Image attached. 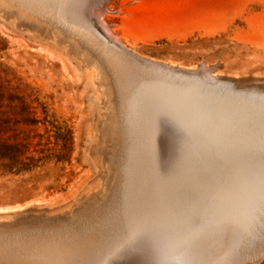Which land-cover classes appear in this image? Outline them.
<instances>
[{
	"label": "rangeland",
	"instance_id": "1",
	"mask_svg": "<svg viewBox=\"0 0 264 264\" xmlns=\"http://www.w3.org/2000/svg\"><path fill=\"white\" fill-rule=\"evenodd\" d=\"M28 2L31 10L45 18L61 10L69 17L76 12L71 17L80 14L78 22L70 18L72 22L91 28L109 44L124 45L155 60V73L166 92L140 89L135 99L125 101L119 118L121 132L112 148L104 136L108 103L98 69L46 30L20 25L13 14L0 12V224L32 218L73 223L78 220L76 210L89 201L103 203L109 196L101 213L87 217L69 233L29 243L44 248L50 243L48 250L64 253L80 251L94 264H239L261 249L258 186L264 133V0ZM205 65L214 74L218 70L219 78L209 74ZM184 81H189L188 86H183ZM249 93L250 98L242 96ZM236 183L239 189L233 188ZM196 217L199 224L194 223ZM3 236L0 264H41L29 254L26 239ZM56 240L65 245L59 248ZM136 255L143 257L137 261ZM257 264H264V259Z\"/></svg>",
	"mask_w": 264,
	"mask_h": 264
},
{
	"label": "bare ground",
	"instance_id": "2",
	"mask_svg": "<svg viewBox=\"0 0 264 264\" xmlns=\"http://www.w3.org/2000/svg\"><path fill=\"white\" fill-rule=\"evenodd\" d=\"M29 0H0V12H2V14L4 16H11L12 14L14 15V17H16L17 19V22H19L20 25H23V26H26L28 28H32V29H38L39 31L40 30H46V32H49L52 36H54L55 40L58 42V43H61V42H64L67 44V46L69 47L70 50H72L75 54H80L87 63L89 64H93L99 71V76H100V83L101 85L103 86L104 88V93L106 95V101L108 103V107H107V121H106V125L104 127V136H105V139L106 141L109 143V146L110 147H114L115 143L117 142L118 140V135L120 134L119 132L120 131V126L122 125L121 121L119 118H121L122 114L120 115L121 112H124V106H125V101H129L131 99H135V97H137V95L141 92V90H144V89H147V90H152V91H157V90H161L162 92H166V89L159 83L158 81V78H157V74L155 73V70L158 68L156 65L158 64V62H156L155 60H152V59H149V58H145L144 56H140L138 54H136L130 47V49H126L124 47V45H122V48H118L112 44H109L101 35H99L97 32H95L94 30H92L91 28H88L87 26H83V25H79V24H76L74 23V21L76 20V17H74V19L71 17L73 14H75L76 12H73L72 15H70V17L64 12L62 13V10L59 12H54V15H50L51 18H45L43 16V14L41 15L40 11L39 12H34L33 10H31V6L28 2ZM48 1V0H47ZM60 1V0H59ZM105 1V0H104ZM83 2V1H82ZM34 4V3H33ZM108 4V3H107ZM32 5V4H31ZM50 5V4H49ZM68 5V4H67ZM90 5V4H89ZM104 5V4H103ZM43 6V5H41ZM46 6V5H45ZM45 6H43V8H46ZM88 6V5H87ZM42 8V9H43ZM77 9V8H76ZM104 9V8H103ZM107 9V8H106ZM57 11V10H56ZM89 11V10H87ZM67 12V10H66ZM79 12V11H78ZM43 13V12H42ZM48 14V13H47ZM78 14V13H76ZM106 14V13H105ZM75 16V15H74ZM80 17V14L79 16ZM84 17V16H83ZM98 17V16H96ZM74 20L73 22L70 20ZM82 18V17H81ZM100 18V17H99ZM104 18L105 15H104ZM102 20V19H101ZM100 20V21H101ZM77 21V20H76ZM75 21V22H76ZM82 21V20H81ZM78 22V21H77ZM83 22V21H82ZM81 22V23H82ZM102 22V21H101ZM104 22V21H103ZM102 22V23H103ZM83 24V23H82ZM105 24V23H104ZM108 24V23H107ZM99 25V24H98ZM109 25V24H108ZM110 26V25H109ZM101 27V26H100ZM99 27V28H100ZM107 27V25H106ZM112 27V25H111ZM104 28V27H103ZM110 32V31H109ZM108 32V33H109ZM111 34H112V31H111ZM113 35V34H112ZM115 37V35H113ZM113 39V37H112ZM120 39V38H119ZM113 42V41H112ZM123 43V42H122ZM125 44V43H124ZM160 64V63H159ZM165 64V63H164ZM171 65V64H170ZM169 66V65H168ZM173 66V65H172ZM166 67V66H165ZM204 67H206V70L208 71L209 70V74H212L214 77H218L219 78V73L218 70H216V74L213 73L212 70L207 69V66L205 65ZM171 68V67H170ZM176 68V72L177 73V66L175 67ZM174 68V69H175ZM182 68V67H181ZM172 69V68H171ZM173 69V70H174ZM179 69V67H178ZM187 69V68H186ZM194 69V68H193ZM196 69V68H195ZM194 69V70H195ZM179 70H182V69H179ZM189 70V69H187ZM181 72V71H180ZM185 72V67H184V71ZM196 72H197V69H196ZM199 73V72H198ZM219 74V75H218ZM197 75V74H196ZM179 76V75H178ZM177 76V77H178ZM185 76V75H184ZM182 77V76H181ZM179 77V78H181ZM194 77V76H193ZM192 77V78H193ZM197 77V76H196ZM211 77V76H210ZM186 78V77H184ZM188 78V77H187ZM190 78V77H189ZM195 79V77L193 78ZM216 79V78H215ZM214 79V81H216ZM190 81V80H189ZM188 81V83H189ZM211 81V80H210ZM213 81V82H214ZM185 83H182L183 86L185 84V86H188V83H186V81H184ZM187 84V85H186ZM192 84V83H191ZM189 84L190 86H193V84L191 85ZM203 84V83H201ZM208 84V83H207ZM179 85V84H178ZM228 85V84H227ZM195 86V85H194ZM202 86V85H201ZM206 86V85H205ZM229 86V85H228ZM197 87V84L196 86ZM204 88V87H203ZM206 88V87H205ZM141 89V90H140ZM199 89V87H198ZM225 92V91H224ZM239 92V91H238ZM257 92V91H255ZM153 93V92H152ZM190 93V92H189ZM233 93V92H232ZM146 94V93H145ZM158 94V93H157ZM240 94V93H239ZM251 94H254V93H251ZM258 93H256L257 95ZM245 96V97H249L250 98V93L249 94H242V96ZM255 95V94H254ZM135 96V97H134ZM216 96V94H215ZM220 96V94H219ZM241 96V94H240ZM259 96V95H257ZM203 97V96H202ZM253 97V96H252ZM255 97V96H254ZM260 97V96H259ZM236 99V98H235ZM252 99V98H251ZM250 99V100H251ZM142 100V99H141ZM157 100V99H156ZM240 100V99H239ZM261 100V99H260ZM244 101V100H243ZM206 102V101H205ZM204 102V104H205ZM131 103V102H130ZM201 103V102H200ZM259 103V101H258ZM229 104V103H228ZM185 106V103L183 104ZM181 105V107L183 106ZM210 105V104H209ZM226 105V104H225ZM241 105V104H239ZM183 106L182 110L184 109L185 110V107ZM202 106V105H201ZM227 106V105H226ZM261 106V105H260ZM146 107V106H145ZM205 107V106H204ZM224 107V106H223ZM229 107V106H228ZM226 111H229L230 109H228ZM147 108V107H146ZM222 108V107H220ZM226 108H224L223 110H225ZM128 109V108H127ZM130 109V108H129ZM143 109V108H141ZM214 109V108H213ZM216 109V108H215ZM249 109V108H248ZM264 109V108H263ZM206 110V109H205ZM204 110V111H205ZM209 110V109H208ZM218 110V109H217ZM216 110V111H217ZM231 110H234V109H231ZM139 111V110H138ZM199 111V110H198ZM202 111V110H201ZM214 111V110H213ZM221 111V110H219ZM238 111V110H237ZM244 111V109L242 110ZM246 111V110H245ZM196 112V111H195ZM210 112V111H209ZM222 112V111H221ZM225 112V111H224ZM223 112V113H224ZM231 112V111H230ZM233 112H236L235 110ZM231 112V113H233ZM130 113V112H129ZM139 113V112H138ZM141 113V112H140ZM201 113V112H200ZM206 113V112H205ZM212 113V112H211ZM217 113V112H216ZM220 113V112H219ZM218 113V114H219ZM223 113L221 114L220 113V116L223 115ZM226 113V112H225ZM229 113V112H228ZM238 113V112H236ZM204 114V113H203ZM215 114V112H214ZM240 113H238L239 115ZM243 114V112L241 113ZM261 114V113H260ZM142 115V114H141ZM140 115V116H141ZM206 115V114H205ZM217 115V114H216ZM235 115V113H234ZM237 115V114H236ZM132 116V115H131ZM210 116V115H209ZM242 116V115H241ZM240 116V117H241ZM128 117V116H127ZM130 117V116H129ZM236 117V116H235ZM248 117V116H247ZM256 117V116H255ZM126 118V117H124ZM217 118V117H216ZM225 118V117H224ZM231 118V117H230ZM123 119V118H122ZM121 119V120H122ZM159 119V118H158ZM229 119V118H228ZM242 119V118H241ZM253 119V118H252ZM145 120V119H144ZM226 120V119H225ZM129 121V119H128ZM242 121V120H241ZM130 122V121H129ZM135 122V121H134ZM145 122V121H144ZM143 122V123H144ZM148 122V121H147ZM211 122V121H210ZM222 122V121H221ZM239 122V121H238ZM124 123V122H123ZM136 123V122H135ZM186 123V122H185ZM218 123V122H217ZM216 123V124H217ZM254 123V122H253ZM219 124V123H218ZM217 124V125H218ZM135 125V124H134ZM185 125V124H184ZM190 125V124H189ZM211 125V124H210ZM220 125V124H219ZM222 125V124H221ZM188 126V125H187ZM134 127V126H133ZM163 127V126H162ZM190 127V126H189ZM222 127V126H221ZM122 128V127H121ZM156 128V127H155ZM164 128V127H163ZM186 128V127H185ZM191 128V127H190ZM210 128V127H209ZM131 129V128H130ZM152 129V128H151ZM169 129V128H168ZM122 130V129H121ZM126 130V129H124ZM153 130V129H152ZM198 130V129H197ZM212 130V129H211ZM129 131V130H128ZM136 131V130H135ZM220 131V130H219ZM199 132V131H198ZM140 133V132H139ZM255 133V132H254ZM127 134V133H126ZM171 134V133H169ZM201 134V133H200ZM250 134V133H249ZM248 134V135H249ZM148 135V134H147ZM161 135V134H160ZM166 135V134H165ZM164 135V136H165ZM123 136V135H122ZM129 136V135H128ZM127 136V137H128ZM247 136V135H246ZM258 136V135H257ZM141 137V136H140ZM149 137V135H148ZM209 137V136H208ZM244 137V136H243ZM251 137V136H250ZM138 138V137H137ZM146 138V137H145ZM246 138V137H245ZM205 139V138H204ZM253 139V138H252ZM167 140V139H166ZM239 140H241V138H239ZM244 140V139H243ZM246 140V139H245ZM245 140L243 142H245ZM258 140V139H257ZM145 141V139H144ZM190 141V140H189ZM250 141V140H249ZM254 141V140H253ZM260 143H261V139H259ZM126 142V141H124ZM213 142V141H212ZM242 142V140H241ZM241 142H238L241 143ZM242 142V143H243ZM247 142H248V138H247ZM256 142V141H255ZM127 143V142H126ZM246 143V142H245ZM253 144H255L254 142H252ZM251 143V144H252ZM258 143V142H257ZM256 143V144H257ZM121 144V143H120ZM128 144V143H127ZM144 144V143H143ZM142 144V145H143ZM153 144H154V140L151 139L150 137V141L148 143L149 145V151L152 152V148H153ZM166 144V143H165ZM215 144V143H214ZM123 145V144H122ZM130 145V144H129ZM134 145V144H133ZM241 145V144H239ZM243 145V144H242ZM241 145V146H242ZM248 145V144H247ZM259 145V144H257ZM262 145V143H261ZM125 146V145H123ZM131 146V145H130ZM135 146V145H134ZM229 146V145H227ZM234 146V144H233ZM245 146V145H244ZM243 146V147H244ZM254 146V145H253ZM165 147V146H164ZM225 147V146H224ZM122 148V147H121ZM126 148H129V147H126ZM133 148V147H132ZM139 148V147H138ZM146 148V147H145ZM238 148V147H237ZM246 148V147H245ZM256 148V147H255ZM262 148V147H261ZM144 150V149H143ZM215 150V149H214ZM243 150V149H242ZM241 150V151H242ZM167 151V150H166ZM222 151V149H221ZM226 151V150H225ZM134 152V151H133ZM227 152V151H226ZM122 153V152H121ZM120 153V154H121ZM128 153V152H127ZM165 153V152H164ZM189 153V152H188ZM232 153V152H231ZM119 154V155H120ZM129 154V153H128ZM159 154V153H158ZM191 151H190V155H191ZM228 154V153H227ZM245 154V153H244ZM139 155V154H138ZM258 155V154H256ZM118 156V155H117ZM140 156V155H139ZM185 156V155H184ZM189 156V154H188ZM200 156V155H199ZM234 156V155H232ZM231 156V158H232ZM239 156V155H238ZM113 156H111L112 158ZM136 157V156H135ZM228 157V156H227ZM243 157V155L241 156ZM245 157V156H244ZM256 157V156H254ZM110 158V157H109ZM116 158V157H115ZM185 158L188 160L190 157H186ZM247 158V156H246ZM253 158V157H252ZM261 158V156H260ZM161 160L163 158H160ZM165 159V158H164ZM163 159V160H164ZM193 159V158H192ZM226 159V158H225ZM230 159V158H229ZM238 159V158H236ZM245 160V158H243ZM242 159V160H243ZM203 160V158L201 159ZM241 160V161H242ZM248 160V159H247ZM245 160V161H247ZM250 160V158H249ZM117 161V160H116ZM115 161V163H116ZM127 161V160H126ZM125 161V163H126ZM193 161V160H192ZM196 161V160H195ZM169 162V161H168ZM194 162V161H193ZM233 162V160H232ZM243 162V161H242ZM165 163V162H164ZM163 163V164H164ZM188 163V161H187ZM196 163V162H195ZM211 163V162H210ZM133 164V162H132ZM156 164V163H155ZM207 164V163H206ZM197 165V164H196ZM195 165V166H196ZM188 166H189V163H188ZM190 166H191V162H190ZM189 166V167H190ZM214 166V165H213ZM132 167V166H131ZM179 167V166H178ZM194 167V166H193ZM203 167V166H201ZM225 167V166H224ZM151 168V167H150ZM159 168V167H158ZM175 168V167H174ZM180 168V167H179ZM191 168V167H190ZM206 168V167H205ZM214 168V167H213ZM212 168V169H213ZM119 169V168H117ZM145 169H146V166H145ZM156 169V168H155ZM154 169V170H155ZM195 169V168H194ZM226 169V168H225ZM246 169L248 170V168L246 167ZM166 170V169H165ZM182 170V169H181ZM112 171V170H111ZM148 171V170H147ZM153 171V170H152ZM151 171V172H152ZM156 173H157V169L155 170ZM169 171V170H168ZM178 171V170H177ZM192 172H194L193 170H191ZM199 171V170H198ZM207 171V170H206ZM145 172V170L143 171ZM190 172V171H189ZM226 172V171H225ZM242 172V171H241ZM185 173V172H184ZM197 172H195L196 174ZM132 174V173H131ZM182 174V173H181ZM185 175V174H184ZM188 175V174H187ZM191 175V173H190ZM243 175V174H241ZM155 175H153L154 177ZM177 176V175H176ZM206 176V175H205ZM227 176V175H226ZM150 177V176H149ZM147 177V178H149ZM157 177V176H155ZM162 177V176H161ZM186 177V176H185ZM119 178V177H118ZM152 178V177H151ZM150 178V180H151ZM183 178V177H181ZM193 178V176H192ZM116 179V178H115ZM120 179V178H119ZM137 179V178H136ZM165 179V178H164ZM170 179V178H169ZM187 180V178H185ZM183 178V180H185ZM149 180V179H147ZM158 180V179H156ZM160 180V179H159ZM168 180V179H167ZM173 180V179H172ZM178 180V178H177ZM254 180V179H253ZM142 181V180H141ZM169 181V180H168ZM181 181V180H180ZM179 181V182H180ZM229 181V180H228ZM235 181V180H233ZM152 182V181H151ZM193 182V180H192ZM208 182V181H207ZM210 182V181H209ZM214 182V181H213ZM219 182V181H218ZM252 182V181H251ZM150 184V182H148ZM154 183V182H153ZM152 183V185H154ZM183 183V182H182ZM186 183V182H185ZM184 183V184H185ZM189 183V182H188ZM187 183V184H188ZM225 183V182H224ZM135 184V183H134ZM157 184V183H155ZM178 184V183H177ZM183 184V185H184ZM186 184V186H187ZM195 184V183H193ZM221 184V183H220ZM228 184V183H226ZM225 184V185H226ZM245 184V183H244ZM260 184V182H259ZM136 185V184H135ZM134 185V186H135ZM140 184H138L139 186ZM174 185V184H172ZM234 185H235V188H238L237 183L236 184H233V188H234ZM239 185H241V182L239 183ZM247 185V183L245 184V186ZM251 185V184H250ZM258 185V184H257ZM133 186V185H132ZM143 186V184L141 185ZM157 186V185H156ZM179 186V185H178ZM190 186V185H189ZM188 186V187H189ZM192 186V185H191ZM232 186V185H231ZM244 187V185H241ZM240 186V187H241ZM248 186V185H247ZM261 185H259L258 187L260 188ZM180 187V186H179ZM183 187V186H182ZM180 187V188H182ZM242 187V188H243ZM249 187V186H248ZM136 188V187H135ZM139 188V187H137ZM170 188V187H169ZM168 188V189H169ZM172 188V187H171ZM170 188V190H171ZM185 188V187H184ZM228 187H226V190ZM253 188V187H252ZM128 189V188H127ZM148 189V188H147ZM161 189V188H160ZM173 189H174V186H173ZM177 189V188H176ZM183 189V188H182ZM181 189V190H182ZM190 189V187H189ZM239 189V188H238ZM237 189V190H238ZM244 189V188H243ZM249 189V188H248ZM246 189L250 194L251 192L254 194L255 191H250ZM133 190V189H132ZM167 190V188H166ZM180 190V189H179ZM214 190V189H213ZM245 190V189H244ZM253 190V189H252ZM261 190V189H260ZM154 191V190H153ZM164 191V190H163ZM177 191V190H176ZM230 191V190H229ZM235 191V190H234ZM246 191V192H247ZM259 191V190H258ZM124 192V191H123ZM128 192V190H127ZM155 192V191H154ZM171 192V191H168V193ZM223 192V191H222ZM236 192V191H235ZM233 192V193H235ZM247 192V193H248ZM257 192V191H256ZM142 193V192H141ZM159 193H162L161 191ZM182 194V192H180ZM190 193V192H189ZM227 193V192H226ZM230 193V192H228ZM246 193V194H247ZM124 194V193H122ZM126 194V193H125ZM124 194V195H125ZM130 194V193H129ZM155 194V193H154ZM153 194V195H154ZM163 194V193H162ZM172 194H175L174 191ZM177 194V193H176ZM221 194V193H220ZM223 194V193H222ZM221 194V195H222ZM244 194V192H243ZM245 194V195H246ZM256 194V193H255ZM259 193H257L258 195ZM261 194V192H260ZM145 195V194H144ZM147 195V194H146ZM156 195V194H155ZM180 195V194H179ZM188 195V194H185V196ZM226 195V194H225ZM229 195V194H227ZM127 196V195H126ZM137 196V194H136ZM135 196V197H136ZM190 196V195H189ZM142 197V196H140ZM166 197V196H165ZM177 197V196H176ZM183 197V196H182ZM221 197V196H220ZM223 197V196H222ZM229 198L230 195L228 196ZM245 197H249V195L247 194V196ZM253 197V196H252ZM255 197V196H254ZM136 198L139 199V196H137ZM143 198V197H142ZM141 198V199H142ZM158 198V197H157ZM168 198V197H167ZM166 198V202H168L169 200H167ZM175 198V197H174ZM179 197H177L178 199ZM227 198V197H226ZM225 198V199H226ZM228 198V200H230ZM244 198V197H243ZM259 198V197H258ZM122 199V198H120ZM165 199V198H163ZM180 199V198H179ZM220 199V198H219ZM247 199V198H246ZM253 199V198H252ZM129 200V199H128ZM143 200V199H142ZM149 200H151L149 198ZM148 200V201H149ZM170 200H171V196H170ZM197 200V199H196ZM232 200V198H231ZM234 200V198H233ZM232 200V201H233ZM256 200V199H255ZM254 200V201H255ZM258 200V199H257ZM103 201V200H102ZM136 201V200H135ZM147 202V199L145 200ZM154 201V199H153ZM157 201V200H156ZM172 201H175L174 199ZM179 201V200H178ZM181 201V200H180ZM184 201V200H183ZM248 202V200H246ZM250 201H252L250 199ZM259 201H260V198H259ZM110 200H109V196H108V200H104L103 203H98L97 201H89L87 202L84 206L80 207L78 210H76V214L75 216L78 217V220L76 218V222H73V223H66L64 224V221L62 219H57V220H48V219H44V218H32V219H24V220H20V221H15L13 223H3V224H0V230H2V233L0 232V235L2 234L3 235H6L7 237H10L15 239V240H19V241H22V239H26L27 240V243L28 245L30 244L29 242L33 239H42V241H44L46 238L48 239V237H52V236H62L66 233H69L70 230H72V228L74 226H79L80 223H82L83 220H85L87 217L90 218V216L92 215H95L97 214L98 212H100L103 208H105L108 204H109ZM122 202V201H121ZM141 202V201H139ZM160 202V201H159ZM165 202V200H164ZM220 202V201H219ZM242 202V201H241ZM142 203V202H141ZM145 203V202H143ZM187 203V202H186ZM222 202H220V206L223 204H221ZM230 203V202H229ZM243 203V202H242ZM245 203V202H244ZM243 203V204H244ZM249 203H252V202H249ZM258 203V202H257ZM147 204V203H146ZM149 204V203H148ZM151 204V203H150ZM159 204V203H158ZM170 204V203H169ZM168 204V205H169ZM173 203L171 202V205ZM174 204H176L174 202ZM182 204V203H181ZM184 204V202H183ZM212 204V203H211ZM256 204V201L255 203ZM253 204V205H254ZM98 205V206H97ZM134 205V204H133ZM164 205V204H163ZM167 205V204H166ZM170 205V207H171ZM186 205V204H185ZM228 205V204H227ZM246 204H244V207H245ZM147 206V205H146ZM145 206V207H146ZM151 206V205H150ZM155 206V205H154ZM153 206V207H154ZM159 206V205H157ZM161 206V205H160ZM159 206V207H160ZM179 206V205H177ZM184 206V205H183ZM197 206V205H196ZM231 206V205H230ZM233 206V204H232ZM231 206V207H232ZM235 206V205H234ZM247 206V205H246ZM252 206V205H251ZM255 206V205H254ZM258 206H259V203H258ZM99 207V208H98ZM124 207V206H123ZM126 207V206H125ZM152 207V208H153ZM163 207V206H162ZM167 207V206H166ZM170 207L168 206L167 209L170 210ZM181 207V206H180ZM179 207V209H180ZM227 207V206H226ZM225 207V208H226ZM243 207V209H244ZM165 208V207H164ZM174 207H172L173 209ZM208 208V207H207ZM257 208V207H256ZM255 208V209H256ZM120 209V208H119ZM156 209V207H155ZM166 209V208H165ZM164 209V211H165ZM166 209V210H167ZM171 209V210H172ZM183 209V207H182ZM181 209V210H182ZM221 209V208H220ZM234 209V208H232ZM143 210V209H142ZM162 210V209H159V211ZM176 211V209H174ZM174 210H172L174 212ZM146 211V210H145ZM154 211V209H153ZM196 211V210H195ZM246 211V210H245ZM250 211V210H249ZM255 211V210H254ZM114 212V211H113ZM127 212V211H126ZM141 212V211H140ZM166 212V211H165ZM182 212V211H181ZM243 212V210H242ZM253 212V211H251ZM101 213V212H100ZM116 213V211H115ZM151 213V212H150ZM157 213V212H156ZM160 213V212H159ZM164 213V212H163ZM176 213V212H175ZM180 213V212H179ZM184 213V212H183ZM223 214V212H221ZM110 214V213H108ZM136 214V213H134ZM141 214V213H140ZM143 214V212H142ZM166 214V213H165ZM228 214V212H227ZM248 214V213H247ZM246 214V215H247ZM251 214V213H250ZM158 215V214H157ZM164 215V214H163ZM182 215V214H181ZM185 215V214H184ZM183 215V216H184ZM125 216V215H124ZM140 216H143V215H140ZM146 216V214H145ZM151 216V215H149ZM178 216V215H177ZM188 216V215H187ZM245 216V215H244ZM256 216V215H255ZM108 217V216H107ZM117 217V216H116ZM136 217V216H134ZM138 217V216H137ZM160 217V216H158ZM162 217V216H161ZM250 217V215H249ZM87 218V219H88ZM113 218V217H112ZM124 218V217H123ZM131 218H133L131 216ZM130 218V219H131ZM152 218V217H151ZM214 218V217H212ZM251 218V217H250ZM114 219V218H113ZM134 219V218H133ZM139 218H137L136 220H138ZM155 219V218H153ZM152 219V220H153ZM170 219V218H169ZM91 220V219H90ZM125 220V219H124ZM128 220V219H127ZM146 219H144L145 221ZM163 220V219H161ZM143 221V220H142ZM141 221V222H142ZM143 221V222H144ZM157 221V220H156ZM236 221V220H235ZM88 222V221H87ZM107 222V221H106ZM110 223V220L108 221ZM160 222V221H159ZM171 222V221H170ZM174 222V221H173ZM210 222H213V221H210ZM92 223V222H91ZM163 223V222H162ZM190 223V222H189ZM209 223V222H207ZM64 224V225H63ZM138 224V223H137ZM158 224V223H157ZM211 224V223H210ZM134 225V224H133ZM139 225H140V222H139ZM233 225V224H232ZM94 226V224H93ZM137 226V225H136ZM135 226V227H136ZM156 226V225H155ZM173 226V225H172ZM239 226V225H238ZM96 227V226H95ZM94 227V228H95ZM142 227V226H141ZM81 228V227H80ZM159 228V226H158ZM230 228V227H229ZM133 229V228H132ZM131 229V230H132ZM155 229V228H154ZM238 229V228H236ZM8 231V232H4V231ZM130 230V231H131ZM135 230L134 229V233L135 234ZM143 230V229H142ZM241 230V229H240ZM83 231V230H82ZM121 231V230H120ZM84 232V231H83ZM107 232V231H105ZM129 233H132V232H129ZM175 233V232H174ZM142 234V233H141ZM222 234V233H221ZM224 234V233H223ZM259 234V233H258ZM126 235V234H125ZM262 235V234H261ZM88 236V235H87ZM133 236V235H131ZM135 236V235H134ZM199 236V235H198ZM5 237V236H3ZM106 237V236H105ZM104 237V238H105ZM113 237V236H111ZM187 237V236H186ZM197 237V236H196ZM122 238V237H121ZM179 238V236H178ZM189 238V237H188ZM6 239V238H5ZM4 239V240H5ZM100 239V238H99ZM115 239V238H114ZM112 239V240H114ZM117 239V238H116ZM125 239L127 240V237H125ZM104 240V239H103ZM106 240V239H105ZM119 240V239H118ZM141 240V239H140ZM60 241V240H59ZM109 241V240H108ZM128 241V240H127ZM261 241V240H260ZM263 241V240H262ZM25 242V241H24ZM57 242V240L55 241ZM54 242V243H55ZM65 242V241H63ZM62 242V243H63ZM120 242V241H119ZM125 243V241H123ZM186 242V241H185ZM49 243V242H48ZM59 243V242H57ZM55 243V244H57ZM61 243V242H60ZM59 243V244H60ZM60 244V247L61 248V245H65V244ZM94 243V242H93ZM98 243V242H97ZM103 243V242H101ZM122 243V242H121ZM124 243H122L124 245ZM262 243V242H260ZM13 244V243H12ZM50 244V243H49ZM47 244V247H49ZM53 244V243H52ZM119 244V243H118ZM117 244V245H118ZM195 244V243H194ZM73 245V244H72ZM103 245V244H102ZM105 245V244H104ZM109 245V244H108ZM258 245V244H257ZM261 245V244H260ZM259 245V246H260ZM75 246V244L73 245ZM97 246V245H96ZM120 246V245H119ZM179 246V245H178ZM14 247V246H13ZM46 247V246H45ZM44 247H38L37 245H33V244H30V250H29V254L35 259V260H41V264H94V260L93 262L91 261V258H89V256L87 255H81V254H78V253H81L80 251L75 253L74 252H70V253H64V252H61L62 250H51V248H49L50 250H48ZM56 248H58L57 246H55ZM69 247V246H68ZM81 247V246H80ZM115 247V246H114ZM255 247V246H254ZM120 248V247H118ZM256 248V247H255ZM4 249V248H3ZM74 249V248H73ZM117 249V248H115ZM22 250V249H21ZM105 250V249H104ZM186 250V249H185ZM252 250V249H251ZM90 251V250H88ZM191 251V250H190ZM90 252H93V251H90ZM104 252V251H103ZM187 252V251H186ZM185 252V253H186ZM192 252V251H191ZM98 253V252H97ZM102 253V252H100ZM112 253V252H111ZM110 253V254H111ZM183 253V252H182ZM189 253V252H187ZM214 253V252H213ZM255 254H253V256L250 257V255L247 257V258H244L239 264H249L251 260H255L257 258H259L261 255H264V246L257 250V252L255 251L254 252ZM19 254V253H18ZM17 254V255H18ZM93 254V253H92ZM95 254V253H94ZM105 254V253H104ZM136 254V253H135ZM141 254V253H140ZM142 254H144L142 252ZM249 254V253H248ZM6 255V254H5ZM98 257H99V254H97ZM107 255V254H106ZM109 255V254H108ZM149 255V254H148ZM194 255V254H193ZM94 256V255H93ZM104 256V255H103ZM103 256L101 255V257L103 258ZM131 258L133 259L134 257H132V255H130ZM134 256V254H133ZM138 257V255H136ZM220 256V255H219ZM108 257V256H107ZM129 257V256H128ZM137 257H136V260H137ZM141 257V256H139ZM139 257H138V260L139 261ZM143 257V256H142ZM141 257V258H142ZM145 257V256H144ZM150 257V255H149ZM153 257V256H152ZM151 257V259H152ZM185 257V256H184ZM204 257V256H203ZM105 258V257H104ZM131 258L129 260H131ZM148 259V257H145ZM207 258V257H206ZM251 258V259H250ZM2 259V258H1ZM96 259V258H95ZM100 259V257H99ZM146 259V260H147ZM149 259V260H151ZM155 259V258H154ZM187 259V258H186ZM208 259V258H207ZM206 259V260H207ZM135 260V259H134ZM135 260V261H136ZM142 260V259H141ZM148 260V261H149ZM102 261V259H101ZM132 261V260H131ZM193 261V260H192ZM191 261V262H192ZM260 261V260H259ZM47 262V263H46ZM97 262H100L97 261ZM122 262V261H121ZM145 262V260L142 261V263ZM220 262V261H219ZM124 263V262H122ZM134 263V261H133ZM140 263V262H139ZM149 263V262H148ZM153 263V262H152ZM257 263V262H256ZM102 264V262H101ZM128 264V263H127ZM131 264V263H130ZM138 264V263H137ZM146 264V263H145ZM150 264H151V261H150ZM156 264V263H154Z\"/></svg>",
	"mask_w": 264,
	"mask_h": 264
},
{
	"label": "snow or ice",
	"instance_id": "3",
	"mask_svg": "<svg viewBox=\"0 0 264 264\" xmlns=\"http://www.w3.org/2000/svg\"><path fill=\"white\" fill-rule=\"evenodd\" d=\"M261 175H260V183H261V197L259 201V213H260V220H261V230H262V239H264V133H262V151H261ZM195 224H199L200 220L198 217L194 219ZM221 227L224 230H229L228 224H223Z\"/></svg>",
	"mask_w": 264,
	"mask_h": 264
},
{
	"label": "water",
	"instance_id": "4",
	"mask_svg": "<svg viewBox=\"0 0 264 264\" xmlns=\"http://www.w3.org/2000/svg\"><path fill=\"white\" fill-rule=\"evenodd\" d=\"M264 259V255H261L259 258L255 259V260H251L249 264H257L256 262H260Z\"/></svg>",
	"mask_w": 264,
	"mask_h": 264
}]
</instances>
